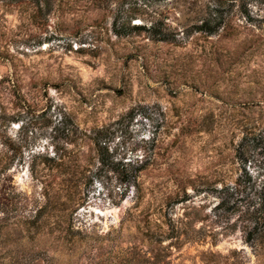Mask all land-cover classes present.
Returning <instances> with one entry per match:
<instances>
[{"label":"rangeland","instance_id":"374dc122","mask_svg":"<svg viewBox=\"0 0 264 264\" xmlns=\"http://www.w3.org/2000/svg\"><path fill=\"white\" fill-rule=\"evenodd\" d=\"M251 129L264 133V0H0V264H127L148 217L186 222L166 264L234 249L253 264L213 190L260 180L264 142L240 154Z\"/></svg>","mask_w":264,"mask_h":264},{"label":"trees","instance_id":"16d2710c","mask_svg":"<svg viewBox=\"0 0 264 264\" xmlns=\"http://www.w3.org/2000/svg\"><path fill=\"white\" fill-rule=\"evenodd\" d=\"M157 25H151L150 29L154 32L157 31ZM137 29H144L143 25H134ZM226 25L221 19V21L216 25H210L209 22L205 21L201 25L196 27V30H201L204 32L216 33L218 30H225ZM263 131L248 130L245 132L244 137L241 140L240 154L243 156L245 149L248 148L250 143L264 142ZM257 167L259 174L261 175L260 180L257 181L251 178L249 174L247 179L241 181L236 180L233 185L224 184L220 188H214V192L217 194L219 201L215 206L218 210H221L225 214H230L239 211L241 217L240 228L243 233V241L253 247L255 261L253 264H264V151L260 152V157L257 158ZM242 189H248L246 195H241ZM180 201H176L178 203ZM241 202V203H240ZM170 203L167 202V205ZM165 215V214H164ZM151 217V213H150ZM159 218L155 220L146 219L147 228L143 232L147 244L143 247L139 246L137 243H132L127 245L125 249H122L125 263L127 264H166L165 259L169 257L168 253L164 250L168 249V246L162 247V241L164 238L176 237L181 234L182 230L186 227V222L179 220V225H170L169 231L162 229L161 225L164 221L158 222ZM152 225V227H150ZM66 237L70 236L72 242L76 243L80 240H87L90 238H77L79 235L78 231H75L71 226L65 229ZM200 230H196L197 233ZM168 232V233H166ZM196 233V234H197ZM184 234V233H183ZM196 236V235H195ZM85 238V239H84ZM189 238V237H188ZM192 241H204L199 237H192ZM176 243L169 245V247L174 246ZM212 245L217 244V240L211 242ZM179 246V245H176ZM240 250H232L229 256L224 258L223 264H244L246 260L241 256ZM209 257L202 261V264H216L214 262V253L209 252ZM94 264H107L103 261L95 262Z\"/></svg>","mask_w":264,"mask_h":264}]
</instances>
